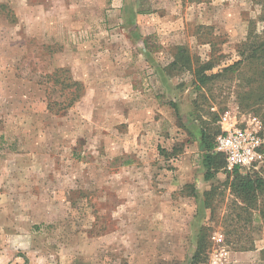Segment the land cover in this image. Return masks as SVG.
<instances>
[{"label": "rangeland", "instance_id": "obj_1", "mask_svg": "<svg viewBox=\"0 0 264 264\" xmlns=\"http://www.w3.org/2000/svg\"><path fill=\"white\" fill-rule=\"evenodd\" d=\"M258 1L0 0L17 16L0 14V264H194L212 209L199 264L236 252L202 132L229 112L264 138ZM70 80L84 92L67 107Z\"/></svg>", "mask_w": 264, "mask_h": 264}, {"label": "trees", "instance_id": "obj_2", "mask_svg": "<svg viewBox=\"0 0 264 264\" xmlns=\"http://www.w3.org/2000/svg\"><path fill=\"white\" fill-rule=\"evenodd\" d=\"M258 3L263 5V16L261 20L264 21V0H259ZM0 14L13 21L17 19L14 11L3 3H0ZM253 44L256 46L251 50L252 54L247 57V60L255 57L258 52L264 53V35L258 37V40ZM230 68V66L227 67L223 72L229 71ZM202 71H198V85L208 80V76L204 75ZM254 81L259 82L258 79H254ZM67 88H70L71 91L73 88L75 90L67 104V107H71L82 98L84 86L78 81L70 80ZM173 105L176 109L175 104ZM220 134L221 130H218L215 135L218 136ZM216 136L209 135L207 131L202 132V143L206 150L204 154V166L207 170L205 180H212L216 173L221 170H224L227 174L225 185L229 187L233 200L228 207V213L223 218V223H226V228L230 229L226 232L225 244L236 252L253 251L256 246L255 239L252 237V233L256 230L255 222L259 219V216L264 218V178L256 173V168L247 169L236 167L232 172H228L225 169V155L215 152ZM262 151L264 152V146ZM216 190L214 187L205 193L208 208H211L210 202L214 198ZM214 212L212 209L210 223L205 224L200 231L197 250L193 257L194 264H199L204 260L209 245L213 243L211 241L213 238V227L211 223L214 220Z\"/></svg>", "mask_w": 264, "mask_h": 264}, {"label": "built area", "instance_id": "obj_3", "mask_svg": "<svg viewBox=\"0 0 264 264\" xmlns=\"http://www.w3.org/2000/svg\"><path fill=\"white\" fill-rule=\"evenodd\" d=\"M219 124L222 133L215 140V152L225 155L227 170L251 169L264 163L263 124L258 118L249 116L239 120L237 115L228 112Z\"/></svg>", "mask_w": 264, "mask_h": 264}, {"label": "crops", "instance_id": "obj_4", "mask_svg": "<svg viewBox=\"0 0 264 264\" xmlns=\"http://www.w3.org/2000/svg\"><path fill=\"white\" fill-rule=\"evenodd\" d=\"M222 260L224 261L222 264H264L261 250L229 252L223 255Z\"/></svg>", "mask_w": 264, "mask_h": 264}]
</instances>
